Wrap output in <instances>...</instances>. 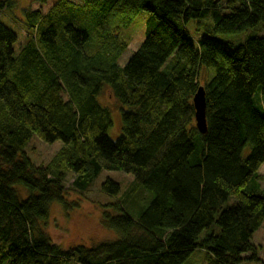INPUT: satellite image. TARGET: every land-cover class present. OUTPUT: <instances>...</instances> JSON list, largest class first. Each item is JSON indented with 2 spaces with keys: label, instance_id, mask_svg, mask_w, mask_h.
<instances>
[{
  "label": "trees",
  "instance_id": "1",
  "mask_svg": "<svg viewBox=\"0 0 264 264\" xmlns=\"http://www.w3.org/2000/svg\"><path fill=\"white\" fill-rule=\"evenodd\" d=\"M54 1L20 11L17 50L1 16L18 2L0 0V264H185L196 251L206 264H264L254 244L264 223V0ZM144 12L145 40L121 66L120 32ZM191 20L206 34L197 43ZM108 106L121 109L117 139ZM34 137L64 147L36 165ZM105 171L135 178L125 193L112 179L101 186L116 239L62 248L47 229L51 206H68V191L88 193Z\"/></svg>",
  "mask_w": 264,
  "mask_h": 264
},
{
  "label": "rangeland",
  "instance_id": "2",
  "mask_svg": "<svg viewBox=\"0 0 264 264\" xmlns=\"http://www.w3.org/2000/svg\"><path fill=\"white\" fill-rule=\"evenodd\" d=\"M18 2V9H15L11 13H2V19L4 23L9 25L18 35L19 42L16 45V49H19V45L25 41L24 27L20 19L22 9H39L44 12L49 11L54 5L55 1H50L43 7L34 0H16ZM73 3H79L80 0H70ZM21 11V12H20ZM149 18L148 13H141L133 20V23L128 29H124L120 32V37L123 41L128 43V50L119 60V64L124 66L133 54L138 51L143 44L146 37V23ZM188 30L191 33V37L195 43L199 42L205 33L203 30H199L202 26L195 20H191L187 24ZM247 34L242 36V40L246 38ZM264 36V32L261 34ZM240 35H216V38L224 42L238 43ZM108 93L102 95V102L108 104ZM112 113L113 126L110 128L108 134L112 139H117L122 133V120L121 109L115 111L108 106ZM64 144L61 141L53 144H47L41 141L38 137H34L29 147L26 149L27 155L36 165H47L55 156L62 150ZM262 182L261 187L264 188V165L259 171ZM69 183L66 188L69 189L73 180V176H68ZM112 179L119 183L122 192L125 193L129 190L134 183L135 178L133 175H129L122 172H103L94 187L88 193H77L74 191H68L66 200L68 206H64L61 203H55L50 209V218L47 224L48 232L51 234L53 240L58 243L62 248L68 249L76 245L92 246L100 242H107L116 239V234L107 229L103 225L102 214L103 206L109 201L108 197L101 192L102 184L107 180ZM147 194L140 195V201H142ZM149 200V199H148ZM148 200L145 204L148 203ZM137 204H140L136 200ZM71 204V206H70ZM254 244L259 250V256L264 263V223L260 230L254 236ZM185 264H206V253L203 251H196Z\"/></svg>",
  "mask_w": 264,
  "mask_h": 264
},
{
  "label": "water",
  "instance_id": "3",
  "mask_svg": "<svg viewBox=\"0 0 264 264\" xmlns=\"http://www.w3.org/2000/svg\"><path fill=\"white\" fill-rule=\"evenodd\" d=\"M194 105L196 110V125L198 130L202 134H206L208 131L207 118H206V95L204 88H200L194 98Z\"/></svg>",
  "mask_w": 264,
  "mask_h": 264
}]
</instances>
